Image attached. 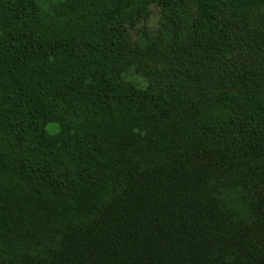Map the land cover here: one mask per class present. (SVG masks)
Masks as SVG:
<instances>
[{"label":"trees","instance_id":"1","mask_svg":"<svg viewBox=\"0 0 264 264\" xmlns=\"http://www.w3.org/2000/svg\"><path fill=\"white\" fill-rule=\"evenodd\" d=\"M59 3L0 0V264H264V0ZM185 3L154 88L134 37Z\"/></svg>","mask_w":264,"mask_h":264},{"label":"rangeland","instance_id":"2","mask_svg":"<svg viewBox=\"0 0 264 264\" xmlns=\"http://www.w3.org/2000/svg\"><path fill=\"white\" fill-rule=\"evenodd\" d=\"M27 2L29 9L37 8L38 10L42 7L46 11L47 9L54 10L60 4V0H27ZM197 18L198 9L191 3H185L181 9L177 10V14L173 15V20H169V22L161 21L160 11L154 8L153 16L147 24L152 31L147 30L144 32L145 47H142V51L139 53H137V50L140 49L141 43L138 36L134 37L135 43H138L136 45V53L134 54L137 65L135 70L140 74H142L143 69L147 71L143 74L146 83L161 90L173 88L179 91L187 87V83L175 75V65H173L175 52L171 46L173 41L170 40V35L173 32L171 29L173 26H176L180 40L186 43V45L192 44L195 34H192L191 27H193ZM251 19L257 25V29L263 28L264 30V7L254 9ZM129 74L135 77L134 69ZM79 110L80 106L72 108L73 113H78ZM10 111L12 112V109ZM14 117L17 119V125L22 127L23 119L20 118L18 112L16 114V110ZM3 144L2 142L1 147L5 153L6 145L4 146ZM15 150L13 149L12 151ZM6 155L13 158L17 164L20 162V153L16 152L12 156L10 154Z\"/></svg>","mask_w":264,"mask_h":264}]
</instances>
